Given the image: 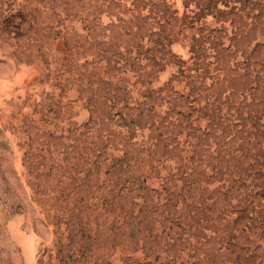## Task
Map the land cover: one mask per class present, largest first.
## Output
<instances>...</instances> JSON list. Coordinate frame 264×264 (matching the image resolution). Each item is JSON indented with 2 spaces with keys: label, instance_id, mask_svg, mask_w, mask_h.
<instances>
[{
  "label": "rangeland",
  "instance_id": "1",
  "mask_svg": "<svg viewBox=\"0 0 264 264\" xmlns=\"http://www.w3.org/2000/svg\"><path fill=\"white\" fill-rule=\"evenodd\" d=\"M42 260L264 264V0H0V264Z\"/></svg>",
  "mask_w": 264,
  "mask_h": 264
},
{
  "label": "trees",
  "instance_id": "2",
  "mask_svg": "<svg viewBox=\"0 0 264 264\" xmlns=\"http://www.w3.org/2000/svg\"><path fill=\"white\" fill-rule=\"evenodd\" d=\"M72 227L74 228V232H72L68 236L67 242H69L70 244L75 243L77 246L80 244V242L79 243L76 242V236L77 235H73V234H77V233L80 234L82 231V232H84L83 237H85V236L87 237V234H86L87 223H85L83 219H79L78 221H75L74 223H72ZM63 240H64V235L62 234V237H60L58 242L56 244H54L52 251H57V254H61L63 251V248L66 246L63 243ZM48 257H49V260L51 262L55 259L54 256H48ZM68 258H69L68 260L70 261V259H72V256H70ZM51 262L46 263L45 260H42V264H51Z\"/></svg>",
  "mask_w": 264,
  "mask_h": 264
}]
</instances>
